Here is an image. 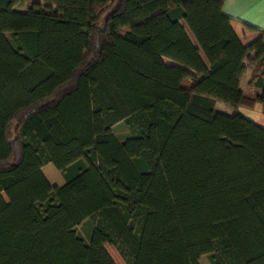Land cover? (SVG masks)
Returning a JSON list of instances; mask_svg holds the SVG:
<instances>
[{
  "label": "trees",
  "instance_id": "obj_1",
  "mask_svg": "<svg viewBox=\"0 0 264 264\" xmlns=\"http://www.w3.org/2000/svg\"><path fill=\"white\" fill-rule=\"evenodd\" d=\"M17 1L0 0V264H115L105 244L125 264H264V126L214 108L264 115V31L243 45L223 0Z\"/></svg>",
  "mask_w": 264,
  "mask_h": 264
},
{
  "label": "crops",
  "instance_id": "obj_2",
  "mask_svg": "<svg viewBox=\"0 0 264 264\" xmlns=\"http://www.w3.org/2000/svg\"><path fill=\"white\" fill-rule=\"evenodd\" d=\"M222 10L231 17L230 25L243 45L249 44L264 31V0H223ZM246 24L256 29H250ZM247 75V72L242 74L240 89L244 92H260L259 88L255 89L246 83Z\"/></svg>",
  "mask_w": 264,
  "mask_h": 264
},
{
  "label": "rangeland",
  "instance_id": "obj_3",
  "mask_svg": "<svg viewBox=\"0 0 264 264\" xmlns=\"http://www.w3.org/2000/svg\"><path fill=\"white\" fill-rule=\"evenodd\" d=\"M30 1H32V0H18L17 3L15 4V7L17 9L25 8ZM188 34H189V32H188ZM163 60L166 63H172V61H170L167 58H163ZM214 108L216 110L221 111V112L226 113V114H233L235 112H240L243 115H245L246 117H248V118H250V119H252V120H254V121H256L259 124L264 126V115L260 112L259 107H255L254 109H248V108L240 107V106L239 107H233V106L226 105L219 100H216L214 103ZM113 130L120 137H123L127 134V128L123 122H119L116 125H114ZM41 170H42L43 174L45 175V177L47 178V180L50 184H53V185L54 184H57V185L61 184L62 178L52 163H47V164L43 165ZM21 214H22L25 222L29 225L36 223L39 219L37 213L32 209H24L21 212ZM104 247L107 250V252L109 253V255L111 256V258L113 259V261L115 262V264H125L124 261L122 260V258L117 253L116 249L112 245L105 244ZM199 263L200 264H209V261L204 255H201L199 258Z\"/></svg>",
  "mask_w": 264,
  "mask_h": 264
}]
</instances>
